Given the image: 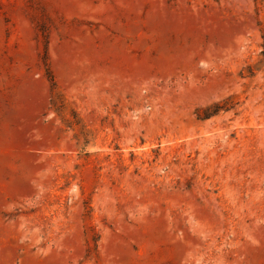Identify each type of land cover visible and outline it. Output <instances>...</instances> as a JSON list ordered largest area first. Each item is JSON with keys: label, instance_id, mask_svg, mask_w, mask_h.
Instances as JSON below:
<instances>
[{"label": "rangeland", "instance_id": "1", "mask_svg": "<svg viewBox=\"0 0 264 264\" xmlns=\"http://www.w3.org/2000/svg\"><path fill=\"white\" fill-rule=\"evenodd\" d=\"M0 264H264V0H0Z\"/></svg>", "mask_w": 264, "mask_h": 264}]
</instances>
